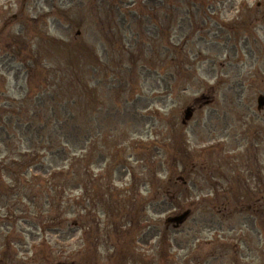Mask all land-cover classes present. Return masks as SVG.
<instances>
[{"label": "rangeland", "instance_id": "obj_1", "mask_svg": "<svg viewBox=\"0 0 264 264\" xmlns=\"http://www.w3.org/2000/svg\"><path fill=\"white\" fill-rule=\"evenodd\" d=\"M259 95L264 0H0V264H264Z\"/></svg>", "mask_w": 264, "mask_h": 264}, {"label": "trees", "instance_id": "obj_2", "mask_svg": "<svg viewBox=\"0 0 264 264\" xmlns=\"http://www.w3.org/2000/svg\"><path fill=\"white\" fill-rule=\"evenodd\" d=\"M99 100H98V97H97V95L96 96H94L92 99H91V103L92 104H94L95 106L97 105V102H98ZM64 107V109H69V106H68V103L67 104H65V106H63ZM38 111H39V114H44V113H47V112H41V110H39L38 109ZM22 114H26V111L25 110H22ZM33 114H38L36 111H34V113ZM38 114V115H39ZM56 119V118H55ZM54 118H52V117H50L46 122L47 123H50L51 124V122H52V120H55ZM56 120H58V119H56ZM17 122H18V120H16ZM35 119L34 120H31V121H29L28 123H29V125H30V123H35ZM77 123V126H78V128L80 129V131H77L78 133H79V135L80 134H82L81 132V128H82V126H81V122L80 121H78V122H76ZM41 128H43V129H41V131L43 132V133H46L47 134V136L45 135V136H43L42 138H41V140H40V143H42L44 146H45V144L47 145L46 147H47V149H51V150H54V151H59L60 153H64L65 155H68V158H71V159H75V158H77V155H76V153H77V150L75 149V148H73V145L72 144H69L68 143V137L66 136V133L65 132H61V131H58V130H55L54 132H51L50 131V128H48V124H45V126L44 127H41ZM46 128V130L45 131H43L44 129ZM57 132H58V134H57ZM76 133V132H75ZM63 139V140H62ZM88 140H89V137H88V139L87 140H85L84 142H85V144L88 142ZM86 145L84 146V147H82L81 149H80V151L79 152H84L83 153V155H87L86 153H87V150H86ZM90 147H91V145H90ZM29 149H31L30 147H29ZM32 150V149H31ZM18 157H22V158H24V157H26V159L28 160V159H33L32 157H30V154L29 153H26V154H24L23 156H21V155H19ZM13 162H16V161H14V160H12ZM11 161V162H12ZM17 161L19 162V159H17ZM6 163H10V162H8L7 161V159L6 158H3V160L2 161H0V166H5L6 165ZM11 165H14V163H10ZM86 174V173H85ZM91 178V177H90ZM91 180H93L92 178H91ZM94 181V180H93ZM89 184H92L91 183V181H90V183ZM223 207H224V202H223Z\"/></svg>", "mask_w": 264, "mask_h": 264}, {"label": "water", "instance_id": "obj_3", "mask_svg": "<svg viewBox=\"0 0 264 264\" xmlns=\"http://www.w3.org/2000/svg\"><path fill=\"white\" fill-rule=\"evenodd\" d=\"M258 104H259L258 105L259 108L264 106V97L263 96L258 97ZM192 114H193V110L190 107L186 108V110L184 111V114H183L184 119H183L182 123H186L188 120H190ZM188 215H189L188 211L183 212L182 214L177 215V217H173V218L169 219V222H173L177 226L178 224H181L187 218Z\"/></svg>", "mask_w": 264, "mask_h": 264}, {"label": "flooded vegetation", "instance_id": "obj_4", "mask_svg": "<svg viewBox=\"0 0 264 264\" xmlns=\"http://www.w3.org/2000/svg\"><path fill=\"white\" fill-rule=\"evenodd\" d=\"M261 191H262V193H264V188ZM262 207H264V204L258 205V206L256 205V210L262 209Z\"/></svg>", "mask_w": 264, "mask_h": 264}]
</instances>
